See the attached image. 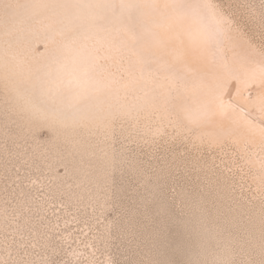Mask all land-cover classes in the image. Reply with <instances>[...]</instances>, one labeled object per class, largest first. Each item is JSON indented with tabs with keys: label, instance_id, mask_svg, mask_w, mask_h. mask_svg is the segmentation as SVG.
Masks as SVG:
<instances>
[{
	"label": "snow or ice",
	"instance_id": "1",
	"mask_svg": "<svg viewBox=\"0 0 264 264\" xmlns=\"http://www.w3.org/2000/svg\"><path fill=\"white\" fill-rule=\"evenodd\" d=\"M231 7L217 0H3L4 79L7 85L20 77L13 85L20 111L67 127L107 130L119 118L151 120L180 109L192 130L214 128L219 118L232 116L264 143V92L253 101L241 91L256 84L264 89V0L240 5L246 10L240 20ZM36 24L60 43L46 66L17 72L25 54L12 40ZM248 24L257 26L259 43L249 39L242 51L226 49L224 35L243 34ZM231 81L241 85L235 97L227 89ZM249 103L258 115L245 107ZM47 247V238L26 230L19 213L9 218L5 210L0 264H56ZM127 264H264V204L258 235L255 228L227 235L205 230L186 240L158 234L142 259Z\"/></svg>",
	"mask_w": 264,
	"mask_h": 264
},
{
	"label": "bare ground",
	"instance_id": "2",
	"mask_svg": "<svg viewBox=\"0 0 264 264\" xmlns=\"http://www.w3.org/2000/svg\"><path fill=\"white\" fill-rule=\"evenodd\" d=\"M11 2L26 3L29 0H11ZM217 2L232 6L229 11L240 20L246 12L244 8L239 7L240 5H259L261 0H217ZM242 33L233 32L231 35L226 33L223 37L224 47L227 49L234 46L239 52L246 47L249 39L259 43L260 34L256 25L243 26ZM119 38L127 40L128 36L121 32ZM59 43L58 36L53 37L39 24L25 29L12 40L13 48L25 54L24 68L16 71L26 72L28 67L43 68L50 62L53 50ZM5 47V37L0 25V60L3 58ZM228 54L231 55V52ZM127 66L128 60L125 59L123 67ZM136 75L140 77L139 69ZM19 78L13 76L6 85L3 66L0 64L2 90L0 111H8V109L13 111L18 123L31 134L41 128H47L51 132L49 134L51 137L45 142L47 147L42 148L47 152L46 155L51 156L50 159L48 157L46 167L52 173V184L44 188L43 200L47 196L59 199L60 195L64 194L67 201H76L77 204L84 206L87 204L93 212L96 210L102 215L114 199L121 196L120 192L124 193L127 189L126 185L118 183L114 187V177L118 178L128 172L135 174L140 180L142 192L134 196L135 206L129 209V213L122 216L118 222L114 221L116 223L113 225L118 229L124 226L128 228L134 224V220L139 218L140 214L146 211L145 209L148 210L151 203L153 207H159L170 215L176 212L173 207L179 205L181 215L177 217L175 214L172 218L177 217V221H181V224L195 235H203L205 230L212 233L222 231L227 235L229 232L244 231L249 228H255L257 235L259 234L261 207L264 204V183H262L264 171L261 169V161L264 160V143L258 131L234 123L235 118L232 116L219 118L214 128L192 130V126L184 120L183 111L180 109L170 117L157 116L151 120L144 119L142 115L139 118H119L107 130L67 127L45 120L39 114L22 112L15 106L16 93L13 85ZM238 88H241V85L235 81L227 85V89L234 97ZM241 91L244 97L250 94L252 100L257 101L264 89L256 84L249 85L248 90L241 88ZM137 94L143 95V91L138 88ZM245 107L258 115L255 104L249 103ZM256 124L258 128V121ZM116 135H119L123 142L159 145L163 153L166 154L170 150V154L164 155L165 157L161 159L162 163L161 160H157L159 165L155 173L152 172L150 176L144 175L137 160L129 157L123 146L114 145L113 138ZM217 163L219 166H216ZM24 164L16 161L0 162V229L4 227L5 210L7 209L9 218L14 212L9 210L3 189L8 188L11 180L15 178L12 169L14 171L15 168L23 169ZM178 164L184 165L186 173L184 179L191 181L189 179L191 176L194 184L190 182L178 187L172 199H169L164 189L168 186L167 180L171 177L173 168ZM228 167L233 169L232 174L229 173ZM3 175L10 176L9 180H3ZM237 182L252 188L251 198L239 196L235 189ZM18 185L15 194L19 200H16L15 212L21 215V223L25 225L26 230L30 229L35 235L31 216L25 213L33 204L31 191L19 181ZM33 206L40 208L43 203ZM103 226L108 234L111 233L112 221L105 220ZM108 234L98 231L96 234L93 233L98 246L102 238L110 237ZM143 238L146 240L145 235ZM47 241L48 247L54 251L55 247L51 245V240L47 238ZM90 244L93 249L92 240ZM78 252V249L73 250L72 256L77 257ZM110 260L114 261L109 257L105 258L102 264H108ZM91 261L93 260L88 261L89 264Z\"/></svg>",
	"mask_w": 264,
	"mask_h": 264
},
{
	"label": "rangeland",
	"instance_id": "3",
	"mask_svg": "<svg viewBox=\"0 0 264 264\" xmlns=\"http://www.w3.org/2000/svg\"><path fill=\"white\" fill-rule=\"evenodd\" d=\"M1 93L2 90L0 89V99L2 98ZM9 111L11 110L0 111V162L16 161L23 164L25 162V164L23 169L15 168V171L12 169V175L15 178L11 180L8 188L3 189V192L7 196L8 207L11 211L15 210L16 200H19L15 194V189L19 186L18 181L21 182L22 186L30 189L33 204L31 209H27L25 213L31 216L36 234L39 233L51 240V245L55 247V250L52 251L51 247H48L46 253L56 261V264H65V262L68 264H89L88 261L91 259L96 261V264H102L105 258L109 257L118 264H127L129 261L135 262L142 259L147 247L154 243L158 234L161 238L168 237L174 240H186L189 237L194 239L196 235L190 233V229L185 228L181 221L176 219L178 215H181L179 205L173 207L176 212L172 215L177 214L175 219L169 213L163 212L159 207H153V204L150 203L148 210L145 209L146 211L140 214L139 218L134 220L135 223L128 228L124 226V228L118 229L113 225L114 221L118 222L122 216L129 213V209L135 206L134 196L138 192H142L140 180L132 173L126 172L118 178L114 177V187L118 183L126 185L127 189L124 193L120 192L121 196L114 199L108 210L102 214L103 216L96 210L93 212L87 204L84 206L80 203L77 204L76 201H67L64 194L60 195L59 199L47 196L43 200L44 188L50 187L52 184L51 170L46 167L51 156L46 155L47 152L42 149L47 147L45 142H48L51 132L47 128H41L31 134L18 123L13 111ZM116 136L113 138L114 145L116 147L123 146L127 155L135 158L140 164L144 175L150 176L152 172L155 173L159 165L157 160L160 161L170 154V150L166 154L163 153L159 145L123 142L119 135ZM158 156L159 158H157ZM216 166H219V163ZM232 170L231 167H228L229 173L232 174ZM185 174L184 165L178 164L173 168L172 175L167 180L168 186L164 189L169 199H172L175 189L178 187L190 182L194 184L193 177H189L191 181L184 179ZM3 178V180H9L10 176L3 175ZM35 179L41 182H36ZM235 189L239 196L252 197V188L248 185L243 186L242 183L237 182ZM112 195L114 197V194ZM41 202L43 206L40 208L33 206L40 205ZM105 220L112 221L110 235L104 229ZM97 231L110 236L102 238L99 246L96 239L93 238V233L96 234ZM133 234L134 239L132 238ZM144 235L146 240L143 238ZM90 240H92L93 249ZM75 249H78L79 252L78 256L74 258L72 251Z\"/></svg>",
	"mask_w": 264,
	"mask_h": 264
}]
</instances>
